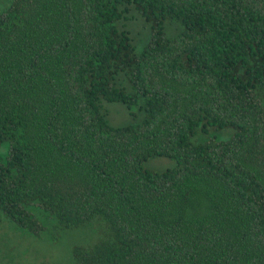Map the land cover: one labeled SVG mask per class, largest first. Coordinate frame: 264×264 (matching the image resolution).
Wrapping results in <instances>:
<instances>
[{"label":"trees","instance_id":"1","mask_svg":"<svg viewBox=\"0 0 264 264\" xmlns=\"http://www.w3.org/2000/svg\"><path fill=\"white\" fill-rule=\"evenodd\" d=\"M8 1L0 223L41 236L99 219L75 264H264V0ZM105 102L141 122L111 125Z\"/></svg>","mask_w":264,"mask_h":264},{"label":"rangeland","instance_id":"2","mask_svg":"<svg viewBox=\"0 0 264 264\" xmlns=\"http://www.w3.org/2000/svg\"><path fill=\"white\" fill-rule=\"evenodd\" d=\"M8 0H0V10L8 5ZM135 19L126 20L128 29L137 49H142L149 36V28L144 18L139 15ZM168 36L181 33V26L168 24ZM104 109L109 123L116 127L137 124L142 120L138 107L128 108L118 102H105ZM232 130L219 132L211 130L204 138L216 137L226 139ZM6 147L1 149L4 152ZM176 166V161L167 157H154L145 163V167L155 171H164ZM106 225L99 219L90 223L63 228L54 220L48 221L46 230L41 236H35L18 227L10 220L0 223V264H75L73 249L89 245L105 236Z\"/></svg>","mask_w":264,"mask_h":264}]
</instances>
